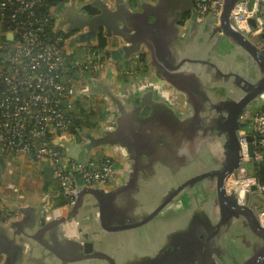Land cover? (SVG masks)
I'll return each mask as SVG.
<instances>
[{
    "label": "water",
    "instance_id": "1",
    "mask_svg": "<svg viewBox=\"0 0 264 264\" xmlns=\"http://www.w3.org/2000/svg\"><path fill=\"white\" fill-rule=\"evenodd\" d=\"M147 1L72 0V2H69L71 4L66 6V14L60 16L61 19L58 21L59 28L66 33L79 30L78 34L70 39L71 46H74L76 42L85 43L95 40L101 27L104 37H117L120 39V47L111 56L112 64L109 66V76L99 81L97 78H89L87 81L89 87L86 95H99L109 103L111 111L107 116V122L97 126V134H88V141L81 144H76L75 135L56 139L55 143L66 151L68 158L74 160H80L77 154H74V148L78 146L84 148L88 153L99 145L121 144V146H125L128 149L132 156V174L124 181L123 186L117 187L116 183L105 188L84 186L82 177L78 174L76 179L80 189L74 206L67 208L65 212L62 209L56 211L53 219L47 221L45 214L46 205L49 201L31 202L24 207L18 208L19 217L17 219L8 222L0 220V227L6 229V226L4 227L3 225H8L7 227H18L20 230L32 208L38 206L42 209L40 215V222L43 224L42 229L47 230L50 227L60 228L63 235L70 240V245L77 246L76 244L78 243L77 247L83 256L85 253L92 251V243L88 240L86 233L82 232V222L78 214L79 209L84 205L87 195H93L96 198L101 223L107 231L136 230L152 221L167 204L180 197L184 192L190 193L193 188L201 184L200 182L208 181L205 190L212 202L205 209H202L206 217L194 224V233L186 235L185 241H179L177 246L171 250L172 253L164 255L162 259L152 264H161L163 260H169L174 257L180 258V264H220L219 262H222L223 258L225 264H264V228L260 224L258 211L255 210V204L263 202L264 198L260 196V199L253 202L249 195L247 201L241 203L237 198L236 190L228 193L225 184L228 176L241 164L238 132L240 128H248V126L247 122H243L240 119V115L246 108H258L264 103L260 99V94L264 91V47L257 46L244 32L235 27L231 13L239 0H224L219 16L217 18L212 15L209 16L212 21L211 24L216 28L215 30L223 35L222 42H224V46L229 48L231 52L233 50L237 51L234 47L236 46L245 58L246 72L242 74H225L223 72V75L226 77L235 76L238 80H243L245 87H243V93L237 94L236 97L231 96L230 101H220L217 105L219 116L215 126L219 130V140L217 138H208L210 137L208 130H211V127L205 131L206 140L210 139L209 141L214 144V148L212 152L201 154L204 162H202V167L198 166L197 163H200L198 158L200 152L197 155L196 150H193L192 144L194 141L190 142L186 137L184 128L188 124L192 125L195 132L202 109L192 106V97L194 95L192 96V92L189 93L186 89L180 87L170 73L169 69L180 68L185 60L181 59V62L173 66L174 62L172 59L167 58L170 53V44L173 42L170 31L175 30V32L179 33V28L174 26V28L166 27L160 30L164 21L163 18H160V20L151 24L155 31H160L159 37L151 34V40L144 41L135 28L139 19L143 18L144 13L134 9L131 3H135L137 6L147 4L144 7L145 9L149 8L152 13L158 14L157 10L160 7V3L152 5ZM193 2L192 0L193 9L191 11L193 12L191 20L202 22L204 18L198 17ZM74 3H78L79 6L74 5ZM91 3H93V6ZM73 6L75 7L74 10L71 8ZM91 6L94 8L93 10ZM251 22L253 23V21ZM135 31L136 33L131 36V33ZM142 49L148 52L145 59L150 68L149 79L138 85L117 88L113 63L126 62L130 58L138 56ZM209 83L211 84V82ZM151 84H158L168 89L166 101L171 106V109L167 110L166 108L163 111L164 117L161 111L162 106L153 101L147 102L146 106L142 108L144 101L141 102L137 98V105L134 108L129 111L125 108L126 97L133 94L137 89ZM199 85L203 86L204 89L209 88V84L203 85L199 83ZM220 139L222 144L218 143ZM206 140H202V144ZM215 149L219 151V157H216ZM147 151L155 159V163L158 162L165 168L171 167L172 164L180 165L181 167L185 161L187 162L188 157L193 154L192 163L194 169L198 167L200 169H197L191 176L180 180L179 184L162 199V202L142 219L116 226L108 225L106 220L107 205L112 203L113 209L120 210V208H115L118 207V204L113 203V201L117 197L137 189L140 158ZM3 169V161H1L0 183ZM177 171L179 174L182 173L179 168ZM43 177L42 190L50 193V185L53 180L51 166L44 165ZM255 189L256 186L253 187V190ZM219 209L223 214L220 211L217 212ZM209 211H213V213L210 212V217H208L207 213ZM119 217H124L122 211H119L115 216V218ZM211 220L215 223L213 224ZM233 224L237 226L238 230L246 232L245 236L242 235L241 237H244L245 242L241 246V253L235 254L234 258L230 255H221V252L227 247L223 237L224 225L233 226ZM246 236L249 237L246 238ZM215 238L218 240L217 242H215ZM35 239L38 240L36 235L27 234H23L20 240L15 238V245L18 247L17 251H19V259L17 258L16 264H23L25 243L29 247L25 264L30 263L31 244L33 245ZM39 239H41V233ZM184 243L187 244L184 245ZM219 246L222 248H219ZM183 247L185 248L184 251ZM192 247L196 251L192 252ZM218 259L222 261H218Z\"/></svg>",
    "mask_w": 264,
    "mask_h": 264
},
{
    "label": "crops",
    "instance_id": "2",
    "mask_svg": "<svg viewBox=\"0 0 264 264\" xmlns=\"http://www.w3.org/2000/svg\"><path fill=\"white\" fill-rule=\"evenodd\" d=\"M69 2H72V0ZM147 2L152 5L160 3V7L157 10L158 14L152 13L149 8L145 9L144 7L147 4L137 6L135 3H131L134 9L144 13L143 18L139 19V22L135 25L136 30L141 34L140 37L144 41H150L151 34L159 37L160 31H155L151 24L160 20V18L164 20L160 30L166 27L174 28V26L179 28V33L175 32V30L170 31L173 42L170 44V53L167 58L172 59L174 62L173 66L181 62V59L185 60L180 68L169 69L170 73L180 87L186 89L189 93L192 92V96L194 95L192 97V106L202 109L195 128L196 133L192 125L188 124L184 128L186 137L190 142L194 141L192 144L193 150H196L197 155L200 152L198 156L200 163L198 162L197 165L202 167V162L204 161L201 154L212 152L214 144L209 140L218 139L219 136V130L215 126L219 116L217 105L220 101H230L231 96L236 97L237 94L244 92L243 87H245V84L243 80H238L235 76L226 77L223 74H242L246 72L245 58L236 46L234 47L237 51L233 50L232 52L224 46V42H222L223 35L215 30L216 28L211 24L210 15L206 16L202 22L191 20L193 12L191 11L193 9L192 0H148ZM74 5L79 6L78 3H74ZM66 6L56 8L55 17L57 23L61 19L60 16L66 14ZM92 6L91 9L93 10ZM71 8L74 10L75 7ZM78 32L79 30L70 32V39ZM135 33L136 31L132 32L131 36ZM70 47L79 49L82 44L76 42L74 46L70 44ZM119 47V38H107L106 49L110 57ZM141 51L145 56L148 54L144 49ZM110 63L112 64V57ZM108 73L109 67L102 76L97 78L98 81L107 78L109 76ZM199 83L203 85L209 84V88L204 89ZM167 95L168 89L164 86L158 84L143 86L126 97L125 108L128 111L134 108L137 105L136 99L139 98L141 102L144 101L142 108L149 101L162 106L163 116V111L166 108L167 110L171 109V106L166 101ZM94 96L98 99L100 106L107 104V113H109L111 111L109 103L99 95L85 96L89 97L90 101L86 105L83 104L81 106L85 109L92 108L94 106L92 97ZM86 100L88 99L86 98ZM203 108L205 109L203 110ZM106 122L107 117H100L99 119L93 117L94 126L91 129H79L75 134L76 144L88 141V134H97V126ZM210 127L211 130H208ZM206 130L210 133L209 140H206ZM172 134L174 135L173 132ZM204 139L206 141L202 144ZM196 140L197 142H195ZM218 143L222 144L221 139ZM74 154H77L79 159H97L103 156H112L117 159L119 162L118 176L114 182V184L117 183V187L123 186L124 181L133 171L132 156L128 149L125 146H121V144L99 145L88 153L84 148L78 146L74 148ZM192 159L193 154L188 157L187 162L185 161L183 166L172 164L171 167L165 168L162 164L155 163V159L152 158L151 154L149 155L148 151L144 152L140 158L137 189L131 193L123 194L113 201V203L118 204V207L115 208H120V210L113 209L112 203L107 205L106 220L108 225L116 226L131 223L142 219L151 212L179 184L180 180L191 176L197 169H200L197 165L198 168L194 169ZM28 160L30 159L28 158ZM177 166L182 173H178ZM17 172V180L24 188V171L18 168ZM53 181L54 179L51 185ZM200 183L190 193L184 192L180 197L167 204L149 223L136 230L118 232L107 231L102 226L96 198L93 195H87L84 205L79 209L78 214L82 222V232L86 233L88 240L92 243V251L85 253L83 256L77 247L78 243H75L77 246L70 245V240L63 235L60 228L50 227L47 230L42 229L43 224L40 222L42 209L34 206L20 230L18 227L9 226L11 227L9 228L7 227L8 225H3L4 227L6 226V229L0 227V264H16L19 251H17L18 247L15 245L14 240L15 238L20 240L23 234L36 235L38 238V240H34L33 245L31 244L29 264H113V262H115L114 264H152L157 262L164 255L172 253L171 250L177 246L179 241H185L186 235L194 233V224L206 217L202 209H205L212 200L205 190L208 181ZM51 185V201L54 206L61 207L64 200L59 194L58 185L52 190ZM61 208L64 212L67 209ZM119 211H122L123 218H115ZM40 233L41 239H39ZM245 234L244 230H238L234 224L233 226L224 225L223 237L227 247L224 251L222 250L221 255H230L234 258L235 254H240L241 246L245 243L244 237H241L242 235L245 236ZM248 237L246 236V238ZM217 241L216 239L215 242ZM219 248L222 247L219 246ZM218 261L222 260L218 259ZM219 263L225 264L224 258Z\"/></svg>",
    "mask_w": 264,
    "mask_h": 264
},
{
    "label": "built area",
    "instance_id": "3",
    "mask_svg": "<svg viewBox=\"0 0 264 264\" xmlns=\"http://www.w3.org/2000/svg\"><path fill=\"white\" fill-rule=\"evenodd\" d=\"M85 1V0H84ZM110 0H107L109 2ZM199 18L218 17L224 0H193ZM41 0H0V160L3 172L0 183V220L19 217L18 208L31 202L49 201L45 219L75 205L80 174L84 186H112L118 176L119 162L112 156L74 160L55 143L70 137L78 99L87 96L89 78L102 76L110 66V54L95 44L82 45L77 51L69 44L70 36L56 22V8L42 14ZM54 16L55 21H51ZM235 27L257 46L264 47V0H239L231 13ZM253 21V23L251 22ZM11 36V37H9ZM117 88L147 81L150 68L146 59L134 56L126 62H114ZM264 101V91L260 94ZM247 127L238 132L241 164L226 180L228 193L236 190L245 203L257 190L264 198V182L258 168L264 164V103L246 108L240 115ZM18 157L36 162L23 170V185L17 180ZM49 165L58 181L62 206H54L51 193L42 190L43 167ZM256 189L253 190V187ZM264 228V201L255 204ZM25 243L23 264L28 255Z\"/></svg>",
    "mask_w": 264,
    "mask_h": 264
},
{
    "label": "trees",
    "instance_id": "4",
    "mask_svg": "<svg viewBox=\"0 0 264 264\" xmlns=\"http://www.w3.org/2000/svg\"><path fill=\"white\" fill-rule=\"evenodd\" d=\"M70 0H41L42 6H41V10H42V14L48 13L49 10H51V8H57V7H62V6H66L67 3H69ZM53 16V14H52ZM51 21H55L54 16L51 18ZM73 32V31H70ZM68 35L70 36V33H68ZM0 40L2 41H6L8 40L7 37H0ZM95 44V46H97L98 48H105L107 45V38L104 37L103 32H102V28H99V33L97 35V37L95 38V40L92 41H88L85 43H81L82 45L85 44ZM86 110L80 105H78L77 109L73 112L70 113V115L73 117L74 119V126L72 127L71 132L76 134L78 132L79 129H85V130H89L91 129L94 124H93V118L89 119L92 114H94V111H91L90 113H88V115H86ZM102 112L99 114L98 119L101 117L102 118ZM97 118V116H96ZM258 177L260 182H264V164L260 165L258 168ZM59 194H60V190H59ZM61 195V194H60ZM59 195V196H60Z\"/></svg>",
    "mask_w": 264,
    "mask_h": 264
},
{
    "label": "rangeland",
    "instance_id": "5",
    "mask_svg": "<svg viewBox=\"0 0 264 264\" xmlns=\"http://www.w3.org/2000/svg\"><path fill=\"white\" fill-rule=\"evenodd\" d=\"M71 3H67V5H70ZM0 43H2V40H0ZM83 49V46L81 47V48H79V49H76L78 52L79 51H81ZM86 98L88 99V100H86ZM92 99L94 100V106L92 107V108H90V109H88V110H86L87 112H86V115H88V113H90L91 111H95V113L94 114H92L91 116H89L90 118L89 119H92L93 117H96L97 116V118H98V116H99V114L102 112V117H107L108 115H109V113H107V111H108V107H107V104H105V105H103V106H100V104H98L99 103V101H98V99L94 96V97H92ZM78 101H79V104L78 105H83V104H85L86 105V103L88 102V101H90V98L89 97H81V98H79L78 99ZM102 107V108H101ZM107 108V109H106ZM105 110H106V112H105ZM0 163H1V161H0ZM35 163L36 162H34V161H31V160H28V158H24V157H18V159H17V166H18V168H20V169H22V170H31V169H33L34 168V166H35ZM56 185H58L57 187H58V190H59V184H58V181L57 180H55L54 179V181H53V184L51 185V190H52V188H54V187H56ZM250 196H251V199H252V201L253 202H255V201H257L258 199H260V195H259V193L257 192V190H255V191H253L251 194H250ZM256 211H257V209H255ZM220 211V209L217 211V212H219ZM210 212L211 213H213V211H209V212H207L208 213V217H210L209 216V214H210ZM221 213H222V211H220ZM223 214V213H222ZM212 219V218H211ZM211 222L214 224L215 222L213 221V220H211ZM210 226H212L211 224H210Z\"/></svg>",
    "mask_w": 264,
    "mask_h": 264
},
{
    "label": "flooded vegetation",
    "instance_id": "6",
    "mask_svg": "<svg viewBox=\"0 0 264 264\" xmlns=\"http://www.w3.org/2000/svg\"><path fill=\"white\" fill-rule=\"evenodd\" d=\"M139 56H140V59H145V54L141 51L140 52V54H139ZM215 151H216V157H219V151L218 150H216L215 149ZM215 157V156H214ZM215 157V158H216ZM215 160V159H214ZM205 236V235H204ZM187 243H184V245H186ZM188 246V245H187ZM192 249V252L195 250L196 251V249L195 248H191ZM185 250V248L183 247V251ZM179 254H180V252H179ZM194 254H196V253H194ZM181 255V254H180ZM179 256V255H178ZM180 262H181V260H180V258L179 257H174V258H171V259H169V260H163L162 261V263L161 264H180ZM115 262H113V264H114Z\"/></svg>",
    "mask_w": 264,
    "mask_h": 264
}]
</instances>
